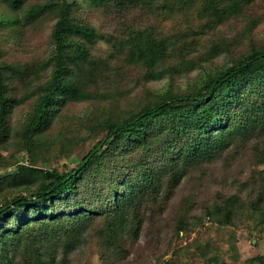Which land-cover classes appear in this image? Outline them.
<instances>
[{"label": "rangeland", "instance_id": "obj_1", "mask_svg": "<svg viewBox=\"0 0 264 264\" xmlns=\"http://www.w3.org/2000/svg\"><path fill=\"white\" fill-rule=\"evenodd\" d=\"M178 1L18 0L13 5L0 0V68L6 63L27 66L13 70L6 79L11 102L5 137L0 136V203L26 191L25 186H10L12 178L32 179L35 184L48 169L78 165L109 123L172 92H204L207 80L224 66L264 49V0H245L240 11H227L222 21L213 10H205L208 0ZM66 5L71 26L65 53L75 58L74 71L79 69L89 96L58 92L47 121L29 135L25 124L33 113V88L47 82L55 68L53 32ZM146 34L172 41L181 39V34L186 38L155 70L147 62L131 59L124 48L129 45L126 40ZM213 47L220 53H210ZM212 104H206L207 111ZM173 115L150 118L144 124L164 126ZM190 125L191 121L180 129L194 131ZM229 126L220 135L222 154L210 163L197 165L193 152L215 146L218 124L194 145L193 137L185 133L179 141L188 145L158 154L152 165H140L119 191L121 206L81 225L80 246L68 255L66 264H264V150L257 146L264 145V138L258 140L243 129L234 133L232 123ZM111 170L92 168L78 181L81 197L93 209H104L112 201L108 187L103 200L96 201L104 180L113 176ZM162 183L176 186L168 198L145 203L146 194ZM233 198L239 199V208L231 203ZM223 201L220 222L209 216L208 208ZM139 212L138 236L125 242L127 230L137 229L131 220ZM61 229L53 234V229L37 228L35 235L11 250L8 260L1 257L0 264H60L68 244ZM104 229L123 244L125 255L118 260L98 235Z\"/></svg>", "mask_w": 264, "mask_h": 264}, {"label": "trees", "instance_id": "obj_2", "mask_svg": "<svg viewBox=\"0 0 264 264\" xmlns=\"http://www.w3.org/2000/svg\"><path fill=\"white\" fill-rule=\"evenodd\" d=\"M3 1L14 5L18 0ZM180 2L184 4L183 1ZM208 2L209 5L205 10H213L214 16L222 21L227 17V11L231 13L240 11L245 0H208ZM63 8L53 32L56 44L53 57L56 60L55 68L47 82L43 85L35 84L33 88V113L25 124L29 135L37 132L44 121H47L52 106L57 102L58 92L65 91L72 97L89 96L84 91L79 69L77 73L74 71L75 58H67L65 53L67 34H70L71 24L68 23L70 21L69 6L66 5ZM184 36L186 35L181 34V39L182 37L186 38ZM153 38L159 40L156 41ZM181 39L172 41L168 37L146 34L126 40L129 45H124V48L131 59L137 62H147V66L157 68L156 66H159L163 58H166V53L176 51V45ZM220 50L219 47H213L210 53L217 55ZM92 65L94 66L95 63L92 62ZM3 67L0 68V136L4 138L5 131L3 132V130L6 127L5 123L10 112L11 102L9 84L6 79L13 70L21 69L22 71L27 66L15 68V65L6 63L3 64ZM161 73L166 75L165 72ZM161 73L155 75L158 76ZM205 88L204 92H201L200 89L172 92L164 99H159L132 111L121 120H114L108 124L107 132L98 140L93 149L81 159L78 165L68 170H60L57 167L48 169L45 171L43 179L39 182L36 181L35 184L30 183L32 179L24 181L12 178L9 180L10 186H25L26 191L21 190L0 203V259L8 260L11 250L26 241L28 236L35 235L37 228L53 229L51 231L53 234L59 233L61 228H64L65 235L62 239H66L68 244L63 249L65 255L60 264L69 262L68 255L79 248L81 243L84 233L81 225L86 220L93 221L98 216L112 212L111 207L118 209L121 206L119 191L125 189L127 180L136 174L140 165H152L156 162L158 154L160 156L168 155L173 150L188 145L184 141L180 143L179 138L186 133L180 129V126L189 121H191L190 127L195 128L194 131L186 133L193 137L191 146L200 138L214 132L216 124L221 127L213 148L205 146V148L200 147L194 150L193 153L198 159L197 165L204 162L210 163L222 154L220 135L227 131L230 123H232L231 130L234 133L243 129L258 140L264 138V49L249 52L239 61L224 66L220 72L213 74L207 80ZM244 100L246 103L242 104ZM208 103H214L211 111H207L205 107ZM196 110L200 112H196ZM172 112L174 118L169 119L170 121L164 126L149 128L144 124L150 118H158ZM225 117L227 122L224 120ZM164 140L165 143H163ZM257 144L264 150L263 144ZM22 150L26 151V148ZM101 167H106L108 171L112 169L113 176H110V180H104L96 201L103 200L102 195L106 193L107 187L112 201L104 209L100 207L93 209L81 197L78 181L84 175L92 172V168L99 170ZM262 180L264 183V179ZM111 181L114 183L110 186L109 182ZM74 184L77 185L73 189ZM175 186L169 183L166 187L162 183L158 190L151 189L146 194L145 203L168 198L170 191ZM238 201L239 199H231V203L235 202L234 205L239 208ZM223 203L224 201L217 202L213 204V208H208L209 216L220 222H223V219L220 220L221 217H219V214L225 209L221 205ZM131 221L137 229L127 230L126 234L129 237L125 242L129 241V238L138 236V229L142 223L140 212L135 214ZM72 222L75 223L71 224ZM109 230H99L98 235L107 243L106 250L115 253L118 260L125 255L121 252L123 244L113 237ZM106 257L109 256L106 255ZM110 264L112 263L110 262Z\"/></svg>", "mask_w": 264, "mask_h": 264}]
</instances>
